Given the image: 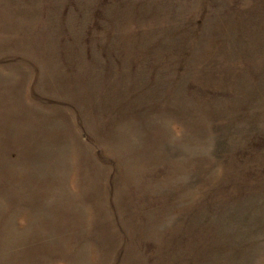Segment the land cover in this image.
<instances>
[{
	"label": "rangeland",
	"instance_id": "rangeland-1",
	"mask_svg": "<svg viewBox=\"0 0 264 264\" xmlns=\"http://www.w3.org/2000/svg\"><path fill=\"white\" fill-rule=\"evenodd\" d=\"M0 264H264V0H0Z\"/></svg>",
	"mask_w": 264,
	"mask_h": 264
}]
</instances>
